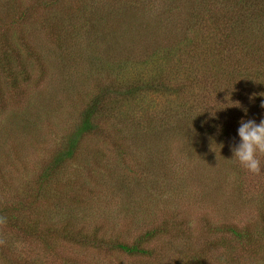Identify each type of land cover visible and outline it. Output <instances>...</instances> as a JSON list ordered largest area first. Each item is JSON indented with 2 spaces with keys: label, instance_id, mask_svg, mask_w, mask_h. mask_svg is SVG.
Masks as SVG:
<instances>
[{
  "label": "rangeland",
  "instance_id": "rangeland-1",
  "mask_svg": "<svg viewBox=\"0 0 264 264\" xmlns=\"http://www.w3.org/2000/svg\"><path fill=\"white\" fill-rule=\"evenodd\" d=\"M13 1L0 0V9ZM212 1L137 0L141 8L134 12L126 0L16 1L24 36L13 35L10 45L22 58L0 40V264H264V155L258 174L232 159L234 125L226 135L207 131L210 120L223 118L222 105L201 103L199 86L186 88L206 59L186 55L204 41L227 44L231 58L246 55L264 74V31L250 24L233 47V36L217 35L206 22L212 10L225 9V0ZM63 25L68 35L74 31L61 43L52 28ZM236 65L225 66L212 83L230 87ZM14 75L16 91L7 79ZM170 79L168 95L159 83ZM106 89L113 105L79 140L60 171L65 178L41 180L96 92ZM244 98L251 100L245 106ZM240 110V121L259 123L257 113L264 114L247 96L240 97ZM30 219L39 226L31 236L24 229ZM163 223L170 234L142 244L153 252L148 257L97 251L84 240L93 230L132 245ZM232 229L257 240L245 247Z\"/></svg>",
  "mask_w": 264,
  "mask_h": 264
},
{
  "label": "trees",
  "instance_id": "trees-1",
  "mask_svg": "<svg viewBox=\"0 0 264 264\" xmlns=\"http://www.w3.org/2000/svg\"><path fill=\"white\" fill-rule=\"evenodd\" d=\"M16 1L18 0L13 1V5L11 8L6 7L0 9V30L4 31L1 32L2 34L0 33V40L5 50H7L11 56H13L14 54L21 59L22 56L20 55V52L10 45V43L12 44L15 41L14 36L16 34L24 36L23 29L20 26L21 20H23L24 17L20 15ZM217 1L222 2L224 0H214L212 2L218 3ZM124 4L126 5V8L131 12L138 11L137 8H141V5L137 2V0H126ZM190 4L191 6H194L192 2H190ZM187 6L189 7L188 4ZM228 6L231 7V12L226 10ZM223 7L225 9L218 8L212 10V13L205 18L207 19L206 22H210L212 29L218 32L217 35H223L225 37L230 35L231 37L233 36L232 39L236 42L232 43L233 47L240 45V35L249 30L250 24L252 25L253 30H259L261 32L264 31V0H225ZM189 10L192 13V8H190ZM206 15L207 14H205L204 16ZM194 22L195 21L190 20L189 28L193 27ZM227 22L229 25L227 24ZM52 29L55 35L54 37L57 38L59 42L61 41V43L63 39H67L66 37H70V35L74 31V29L69 28L70 35H68L67 26L64 25L60 29L58 27H53ZM232 31H235L234 34L231 33ZM21 42L26 45L23 47L27 50V53L30 56H34L36 52H34L33 49H31L24 40H21ZM209 44L210 43H208L207 41H204L203 47H198L195 49L196 51H194L193 54L188 53L186 55V58L192 60H195L196 53L199 55V58L202 55L204 58H206L205 60H203L204 63L201 61V64L196 65L198 67H195L193 69V71H195L196 77L195 79H191V81L187 83L186 88L190 87L193 89L194 86H199L201 87L200 89L203 93L202 99H204V101H202L201 103L208 102L214 105L215 100L218 106L222 105L223 110L220 109V111L224 113V116L221 121L227 120L228 122L224 121V123H221V121H218L216 118L214 120H210L211 127L207 131L210 132L211 130L213 132L214 128H220L222 133L226 135L228 124L234 125V127L236 128L235 131L237 132V128L240 123V117L237 115V112L240 110V97L247 96L251 99H256L258 104H261V102L264 101V74H262L256 66L248 62V57L246 55L240 54V58H231V56L229 55V53L231 52L230 47L227 44L223 46H220V44H215V46H213L211 44L213 47H211V45ZM242 45L248 50L251 49V46L249 44ZM3 53L5 54V51ZM232 63L237 65L235 69L230 71L229 73L228 82L231 83V86L229 87L228 85L226 86L224 84L221 85L222 88L216 87V84L212 83V79H217V73L220 71L224 72V68L226 69L225 66H228ZM210 67L213 68V73L209 72ZM17 76L18 75H14L15 79L11 76L7 78L8 84L14 91L19 89ZM174 80L175 79H170L169 82L159 83V86H161L162 88L161 90L163 91L165 88L166 91L168 90V95L170 92L171 94H173V92L169 90V85L174 83ZM149 84L150 86H152V88H155L153 86H157L156 81L149 82ZM183 86L184 85H182L181 87L182 89ZM111 97L112 91L107 92V89L96 92L94 98L91 100V102L87 106V109L82 114V123L77 126L76 131L71 135L68 142L64 145L65 148H63L62 151L58 152L55 156L52 157V159H50L46 169L41 174V180H45L50 183L54 182V184H57V181L65 178V175H61L60 172L62 167L66 165L68 161L72 160L75 156L78 150V145L80 142L79 140L83 136H87L97 129L96 125H94V121L99 114H102V111L106 112L107 109L110 108L106 104H109V106L113 105L112 101L108 102ZM182 99L186 101L183 97ZM178 100H181V98ZM250 101V99L248 100V98H244L242 100V104H244L245 106L249 104ZM185 105L186 103L183 104L184 107ZM193 109L194 108L189 107V109H187V113L192 114ZM241 111L242 109L240 110V112ZM257 116V118L260 119L264 118V114L262 116L260 112L257 113ZM249 119H252V117H248V119L246 120ZM263 213L264 212H262V214ZM31 222L32 223L29 222V226L27 225V228H24L26 232L29 231L30 236L31 234H34L37 229H39L37 221L31 220ZM260 222L263 225L262 235H264V216L260 219ZM11 224H13L14 226L16 224V227H18L19 225V227L22 228L24 223L21 222L18 224V222L16 223L12 221ZM21 230L22 229H18V231ZM170 231L171 230H169V228H166L165 223L160 226L152 227L146 230L142 235H140L139 238L136 239L135 243H132V245H127L120 236H117L116 239L109 241L107 239L98 238L97 235L99 234V232L93 230L92 232L84 233V240L90 243L91 249L97 251L119 250L120 253L127 255H139L141 257H148L149 255L153 254V252H151L149 248L144 247L142 244L146 245L149 241L160 238L161 236L169 235ZM231 232L234 235H237L238 238H240V244H244L245 247L251 245L253 246L254 242L257 240L253 234H250L248 232V230L240 229L239 233L236 230L232 229Z\"/></svg>",
  "mask_w": 264,
  "mask_h": 264
},
{
  "label": "clouds",
  "instance_id": "clouds-1",
  "mask_svg": "<svg viewBox=\"0 0 264 264\" xmlns=\"http://www.w3.org/2000/svg\"><path fill=\"white\" fill-rule=\"evenodd\" d=\"M264 108V101L261 102ZM238 142L232 146V159L253 174L261 172L260 157L264 155V118L241 120L237 128Z\"/></svg>",
  "mask_w": 264,
  "mask_h": 264
}]
</instances>
